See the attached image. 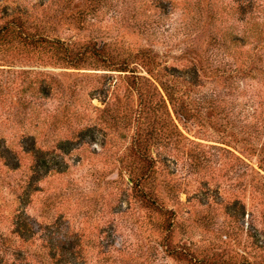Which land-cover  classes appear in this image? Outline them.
<instances>
[{"label": "rangeland", "instance_id": "1", "mask_svg": "<svg viewBox=\"0 0 264 264\" xmlns=\"http://www.w3.org/2000/svg\"><path fill=\"white\" fill-rule=\"evenodd\" d=\"M69 1L0 0V28L27 11L31 33L147 47L192 119L88 52L0 36V264H264V0Z\"/></svg>", "mask_w": 264, "mask_h": 264}, {"label": "trees", "instance_id": "2", "mask_svg": "<svg viewBox=\"0 0 264 264\" xmlns=\"http://www.w3.org/2000/svg\"><path fill=\"white\" fill-rule=\"evenodd\" d=\"M69 1V0H67ZM73 1V0H72ZM72 1H69L72 5ZM113 0H84V7L87 4L86 9L91 8L96 11H106L111 6ZM118 3H122L124 0H114ZM93 3V4H92ZM92 5L91 7H89ZM136 5H139L138 7ZM249 5H245L247 9ZM76 11H80L83 8L81 5L74 4L72 6ZM140 3L137 0L134 1V12L136 13L141 8ZM69 8V7H68ZM84 8V9H85ZM27 11L21 12L16 18H12V22H8L4 27L0 28V36L3 34L13 33L20 36L27 44H33L34 46H46L49 45L56 51L63 52V60L65 64L69 66L80 65L84 61L85 55L90 53L94 57L96 62H100L102 66L108 67L107 69L117 71L119 74L127 75V78L132 79V83L137 86V92L139 95L145 94L144 86L149 83L151 85V91L148 93L150 98L158 95L165 107L166 113L169 114L168 105L171 106L174 113L177 115L182 125L192 119L191 113L188 109H185L181 97V88L177 83V77L167 72V68H160V61L158 60V54L153 52L147 47L139 48L136 52H130L126 54H113V52L107 51L105 43L101 44L97 39L88 41L85 44L80 45L78 42H70L61 40L58 37H50L46 31L47 28L36 25L35 30L31 33L30 26L27 20ZM14 22V23H13ZM41 25V24H40ZM145 28L144 25H142ZM139 28L142 30L140 24ZM78 43V44H77ZM143 69L145 74L139 75V69ZM147 75V76H146ZM171 75V76H170ZM146 82V83H145ZM147 202L154 204L150 198L146 199ZM204 264H214L211 261Z\"/></svg>", "mask_w": 264, "mask_h": 264}]
</instances>
